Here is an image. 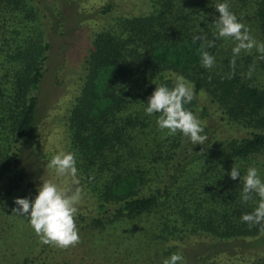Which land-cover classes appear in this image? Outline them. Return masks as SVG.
<instances>
[{
    "label": "trees",
    "instance_id": "obj_1",
    "mask_svg": "<svg viewBox=\"0 0 264 264\" xmlns=\"http://www.w3.org/2000/svg\"><path fill=\"white\" fill-rule=\"evenodd\" d=\"M224 2L264 42V0H145L115 16L112 3L99 7L107 18L90 38L81 88L63 120L83 189L76 217L81 242L62 249L35 234L12 233L6 256L20 264H163L173 253L185 254L181 245L209 240L214 257L236 243L260 247L251 258L239 249L226 253L237 254L227 264H264L261 225L241 220L259 202L256 194L242 201L247 169L256 167L264 179V60L253 49L231 63L236 42L217 38L213 24L215 5ZM44 24L34 0H0V210L6 221L10 204L34 185L25 161L31 147L41 148L38 108L52 50ZM197 35L207 39L194 42ZM208 41L215 47H203ZM204 50L215 56L211 69L202 66ZM181 75L194 85L185 107L203 122V145L180 132L169 135L156 123L159 114L145 111L156 86L172 88ZM233 166L241 178L231 179Z\"/></svg>",
    "mask_w": 264,
    "mask_h": 264
},
{
    "label": "rangeland",
    "instance_id": "obj_2",
    "mask_svg": "<svg viewBox=\"0 0 264 264\" xmlns=\"http://www.w3.org/2000/svg\"><path fill=\"white\" fill-rule=\"evenodd\" d=\"M145 0H34V4L42 9L45 20L46 36L52 43L49 58V69L46 73L40 91V103L38 108V137H40L41 148L36 152L32 147L27 151L26 168L27 182L33 183L25 188L17 198H29L34 200L37 189L43 180H53L61 183L64 187H70V181L65 182L57 178L55 171L48 168V164L55 154L66 149V136L64 132V115L70 106L74 96L81 88L83 63L89 52L91 39L94 31L98 30L104 20V15H99V7L107 3L114 5L113 15H127L135 6L144 4ZM115 13V14H114ZM54 28H52V26ZM33 181V182H32ZM16 207L10 204L8 220L4 219L2 210L0 216V264H20L16 256H6L11 251L12 233L36 235L27 217H20L12 213ZM0 209L1 206H0ZM8 209V208H7ZM28 229L30 232H27ZM199 243L196 245H181L184 251V260L189 264H227L237 257L226 255L234 250H241L251 258L259 252L257 246L242 247L236 243L230 251L214 257L213 248L209 251L208 246L212 243ZM23 241L22 243H25ZM7 247V248H6ZM26 250L24 246H17ZM220 249L221 246L218 245ZM208 250L212 254L205 253ZM219 252V251H216ZM221 253V252H220ZM201 256V257H200ZM8 257V261L6 258ZM64 255L57 257L62 260ZM205 257V259L203 258ZM256 257V256H255ZM200 258V259H199ZM20 259V258H19ZM53 262V259H51ZM86 264V262H84ZM70 264H76L72 261ZM90 264H99L90 262Z\"/></svg>",
    "mask_w": 264,
    "mask_h": 264
},
{
    "label": "clouds",
    "instance_id": "obj_3",
    "mask_svg": "<svg viewBox=\"0 0 264 264\" xmlns=\"http://www.w3.org/2000/svg\"><path fill=\"white\" fill-rule=\"evenodd\" d=\"M218 12V19L214 21L217 38L225 40L232 39L236 42L232 49L233 60L244 51L251 53L253 49L260 54L259 58L264 60V42H258L251 34L247 26L237 19V16L230 11L227 2L215 5ZM204 39L199 35L193 37V41ZM203 47H215L214 41H208ZM202 66L211 69L215 66V56L204 50L201 53ZM251 69L248 73L251 76ZM194 99V85L185 79L177 76L172 88L166 85L156 86L154 92L148 98L145 109L148 115H158L156 121L161 130H168L169 135L182 133L190 138L193 145H203L207 141L204 132L203 122L185 105ZM76 156L73 152H58L48 164L53 169L57 178L62 181H70L72 187H64L61 183L53 180H43L37 189L34 200L29 198H16V207L12 213L20 217H27L31 227L34 229L41 243L52 245L62 249L75 247L81 242L79 228L76 223L78 205L83 198V189L78 178ZM231 179L236 180L240 171L233 166L230 173ZM244 187L242 201L247 203L253 199V194L259 197L258 205L254 211L242 215V222L249 227L261 225L260 232L264 233V179H261L259 170L256 167H249L243 177ZM163 264H185L184 257L180 253H173L164 259Z\"/></svg>",
    "mask_w": 264,
    "mask_h": 264
}]
</instances>
